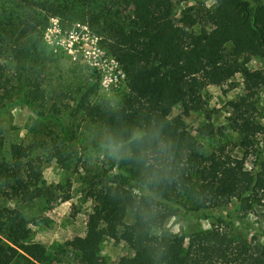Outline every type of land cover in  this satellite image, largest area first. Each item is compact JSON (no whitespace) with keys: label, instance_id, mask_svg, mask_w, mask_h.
Returning a JSON list of instances; mask_svg holds the SVG:
<instances>
[{"label":"rangeland","instance_id":"obj_1","mask_svg":"<svg viewBox=\"0 0 264 264\" xmlns=\"http://www.w3.org/2000/svg\"><path fill=\"white\" fill-rule=\"evenodd\" d=\"M35 1L41 9L36 10L35 22L31 16L25 26L30 14L20 0H0V158L9 159L13 146L26 149L25 165L38 170L43 196L20 199L16 185L7 187L0 181V211L17 212L27 221L23 240L0 233V249L15 257L12 264H40L15 256L13 251L25 244L37 245L48 254L43 264H123L134 249L120 240L117 222L99 211L95 194L120 180L137 193L145 189L125 173L122 149L104 143L88 109L104 101L118 108L128 92L111 33L113 26L129 24L131 6L116 0ZM172 3L178 27L202 37L203 44L214 32L210 16L217 14L218 4L214 0ZM190 20H195L192 27ZM5 33L14 35L13 42L2 40ZM22 35L35 40L37 47L25 77L16 58ZM227 53L226 81L202 91L203 108L185 115L184 107L176 106L168 120L178 132L190 135L204 156L222 151L238 161L242 178L251 179L257 158L264 157V139L255 138L248 149L241 145L243 136L229 102L241 97L253 102L264 124V55L234 56L230 47ZM151 71L164 74L159 63L152 64ZM167 86L173 88L170 82ZM261 197L246 215L235 200L210 202L203 209L195 203L172 205L160 211L151 233L175 239L219 225L232 239L264 244V193ZM125 222H132L130 214ZM89 239L99 242L100 251L86 259L80 251Z\"/></svg>","mask_w":264,"mask_h":264},{"label":"trees","instance_id":"obj_2","mask_svg":"<svg viewBox=\"0 0 264 264\" xmlns=\"http://www.w3.org/2000/svg\"><path fill=\"white\" fill-rule=\"evenodd\" d=\"M116 1L131 6L129 24L115 25L111 33L115 60L125 74L128 92L120 107L113 108L104 101L90 107L88 114L99 124L104 143L122 149L120 163L125 173L145 189L143 194L137 193L120 180L95 194L99 211L117 222L120 240L134 249L123 264H264V244L249 245L232 239L219 225L175 239L151 233L160 211L172 205L195 203L203 209L210 202L235 200L246 215L254 204L261 203L264 157L257 158L254 176L244 179L238 173L236 159L222 151L204 156L190 135L170 124L168 116L176 106L184 107L185 115L203 108L202 91L226 81L229 47L234 56L264 55V0H214L217 14L210 19L216 26L203 44L202 37L178 27L172 0ZM20 3L30 14L23 21L25 26L31 16L35 22L36 10L41 9L37 2ZM194 24L195 20H190L188 26ZM4 36V41L14 38L9 33ZM36 51V41L22 35L16 58L23 77L30 72ZM155 63L162 66L163 75L152 73ZM229 106L245 149L255 138L264 139V124L253 102L241 97ZM26 157V149L11 147L9 159L0 158V181L7 187L16 185L20 199L33 200L43 196V180L34 165H25ZM128 214L131 223L125 222ZM26 224L17 212L0 211V233L6 231L23 240L21 232ZM99 251V242L89 239L80 255L89 259ZM13 253L35 263L48 260V254L37 245H19ZM14 258L0 249V264H12Z\"/></svg>","mask_w":264,"mask_h":264}]
</instances>
